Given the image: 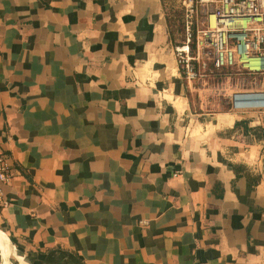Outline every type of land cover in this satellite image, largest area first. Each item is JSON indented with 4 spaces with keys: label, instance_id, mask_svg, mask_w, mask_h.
I'll use <instances>...</instances> for the list:
<instances>
[{
    "label": "crops",
    "instance_id": "obj_1",
    "mask_svg": "<svg viewBox=\"0 0 264 264\" xmlns=\"http://www.w3.org/2000/svg\"><path fill=\"white\" fill-rule=\"evenodd\" d=\"M175 45L162 0H0L13 264H264L256 111L194 110Z\"/></svg>",
    "mask_w": 264,
    "mask_h": 264
},
{
    "label": "built area",
    "instance_id": "obj_2",
    "mask_svg": "<svg viewBox=\"0 0 264 264\" xmlns=\"http://www.w3.org/2000/svg\"><path fill=\"white\" fill-rule=\"evenodd\" d=\"M188 8L203 12L205 26L198 29L197 46L199 50L210 48L216 67L239 66L264 74V0H190ZM191 35L189 32L188 41ZM175 52L186 79L193 78L196 70L189 43L176 44ZM232 103L241 112H264V88L234 91ZM257 118L264 125V117ZM12 167L0 148V207L7 204L2 185L12 179Z\"/></svg>",
    "mask_w": 264,
    "mask_h": 264
},
{
    "label": "rangeland",
    "instance_id": "obj_3",
    "mask_svg": "<svg viewBox=\"0 0 264 264\" xmlns=\"http://www.w3.org/2000/svg\"><path fill=\"white\" fill-rule=\"evenodd\" d=\"M189 1L166 0L164 4L174 28L173 42H177L178 45L189 43L191 54L194 56L192 62L196 74L193 78L186 79L187 96L192 108L196 111L211 113L223 110L234 111L233 92L264 88V74L251 73L239 66L216 67L210 48L201 47L199 50L197 46L196 34L199 28L205 26L202 22L204 15L200 8L197 11H191L188 8ZM193 2L195 3V0ZM189 32L192 33L190 41L187 39ZM255 115L264 117V112H256ZM257 125L264 128L263 123H257ZM262 138L264 151V137Z\"/></svg>",
    "mask_w": 264,
    "mask_h": 264
},
{
    "label": "trees",
    "instance_id": "obj_4",
    "mask_svg": "<svg viewBox=\"0 0 264 264\" xmlns=\"http://www.w3.org/2000/svg\"><path fill=\"white\" fill-rule=\"evenodd\" d=\"M162 1H163V3L165 4L166 0H162ZM167 18H168V23H169V29H170L171 37H172V39H174V35H173L174 28H173V24H172V22H171V18L169 17L168 12H167ZM173 41H174V40H173ZM174 43L177 44V42H174ZM239 122H240V121L237 120L235 126H236L237 124H239ZM246 130H250L251 132L255 133V135H256L257 137H259V138L264 137V128L262 129L261 126H258V125H256V126H250L249 124H247V125L245 126V131H246Z\"/></svg>",
    "mask_w": 264,
    "mask_h": 264
},
{
    "label": "bare ground",
    "instance_id": "obj_5",
    "mask_svg": "<svg viewBox=\"0 0 264 264\" xmlns=\"http://www.w3.org/2000/svg\"><path fill=\"white\" fill-rule=\"evenodd\" d=\"M255 60H258V59H255ZM0 249H1V251H3L4 255L6 256V259L8 258L9 254L12 251L15 252V249L14 248H12L10 245H8V244H6V243H4L2 241H0ZM5 264H13V262H11L10 260L9 261L7 260V263H5Z\"/></svg>",
    "mask_w": 264,
    "mask_h": 264
},
{
    "label": "water",
    "instance_id": "obj_6",
    "mask_svg": "<svg viewBox=\"0 0 264 264\" xmlns=\"http://www.w3.org/2000/svg\"><path fill=\"white\" fill-rule=\"evenodd\" d=\"M0 230L4 231V230L1 229V228H0ZM4 232H5V231H4ZM5 233H6V232H5ZM6 235H7L8 239H9V241L12 242V240L10 239V237L8 236L7 233H6ZM12 245H13V242H12ZM1 249H2V248H1ZM14 253H15V252L12 251V252L9 254L8 258L6 259V256L4 255V253H3V251H2V255H3V264L7 263V260H8V261H9V260L11 261V258H10V257H11ZM11 262H12V261H11Z\"/></svg>",
    "mask_w": 264,
    "mask_h": 264
}]
</instances>
